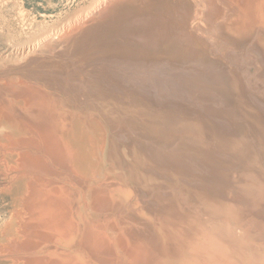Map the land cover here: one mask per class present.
<instances>
[{"label": "rangeland", "instance_id": "374dc122", "mask_svg": "<svg viewBox=\"0 0 264 264\" xmlns=\"http://www.w3.org/2000/svg\"><path fill=\"white\" fill-rule=\"evenodd\" d=\"M97 1L0 0V114L44 131L49 151L34 159L45 170L41 181L51 184L54 213L63 202L73 219L78 213L72 237L84 231L83 221L106 228L115 216L130 243L151 248L149 264H264V30L240 35L246 39L209 37L204 55L158 47L167 17L182 18L169 15L174 1L151 0L105 21H82L85 29L80 22L54 52L34 50L39 38L74 24ZM77 118L88 125L95 118L105 132L102 181L120 192L114 211L106 204L91 212L83 180L65 169L70 155H60V144ZM12 176L0 157V222L16 202ZM63 239L53 245L41 238L48 244L38 253L66 261L78 246Z\"/></svg>", "mask_w": 264, "mask_h": 264}, {"label": "bare ground", "instance_id": "6f19581e", "mask_svg": "<svg viewBox=\"0 0 264 264\" xmlns=\"http://www.w3.org/2000/svg\"><path fill=\"white\" fill-rule=\"evenodd\" d=\"M149 1L151 0H98L97 4H95L93 8H91V10H89V12H87L85 15H80V17L76 21H74L75 23L73 22L74 24L64 25L58 31L55 30L56 32L53 31L51 34H48L45 37L43 36L41 39L39 38V40L35 44V47L33 46L34 50H37V48L38 50L39 48L43 49L42 51H44V49L51 50L52 48L58 47L60 43L70 42L72 38L76 35V32L78 31V26L80 28V22L82 21L84 22L87 20L88 24L95 22L96 20L98 21V19H101L100 21H102V19L105 21L106 18H108L109 16H113V14H115L118 10L122 11L123 7V11H125L126 7L128 8L127 5L137 4L139 2L147 3ZM172 1L175 2L174 4L176 6H174L175 8L173 7L170 11L168 10L170 13L168 11L167 12L170 16L174 14L173 16L175 17L178 12L177 17L179 18L180 16V19H182L181 21H176L172 19L170 20V17H167V20L165 21L166 23L163 22L164 25H162V33L158 32L160 35L162 34V37H159L158 35V47L159 45H161V42H165L166 45H168L172 49L179 48V50H182L187 53H193V51L197 49L200 54L204 55L209 52L207 51V38L209 37L214 38V40L225 39L226 41L234 39L233 37H235L236 34H239L238 36L245 34L247 35L249 34L247 33V31L249 32V30L250 32H255L251 30L253 28H259V30H264V0H200L202 2L201 4L199 3L200 1L198 2L197 0L200 6H196V9H193L192 7V5L194 6V0ZM182 5L186 9L182 10ZM115 15H117V13ZM156 15L158 16V14ZM116 19L119 18L116 17ZM83 22L81 26L83 29H85L84 27L88 26V24L84 23L86 24L84 25ZM77 23L80 24L77 25ZM93 25H95V23ZM159 28L157 29L160 31ZM251 34L253 35V33ZM247 36L245 37L248 38L249 36ZM241 37L242 36H240V38ZM245 37L244 39H246ZM251 37L252 36L250 35L249 38ZM213 41L211 42L213 43ZM179 52L180 51H178V53ZM191 54H189V56H191ZM195 58L196 57H194V59ZM1 108L2 107H0V109ZM0 113H2V111ZM4 114L2 115L4 116ZM34 114V120L41 117V115H38L37 117L36 113ZM3 116L1 117L0 114V157L5 175L12 176L11 174H15V176L13 175L12 177H10L12 179L11 182L9 181L11 185L8 187V190H10L15 195L14 199L16 200V202L14 204L13 201L14 206L12 208L11 213L7 217L3 218V220H1L0 222V257L2 258V260H4L2 264H82L81 262H83V257H87V259L89 258V260H92L93 263L97 264H149L151 254L149 250H151V248L147 249V247H142L137 244H133L132 242L130 243V240L127 238V236H125L126 231L124 232L125 229L122 226L124 224H121L119 220L118 222L114 220L115 216H109L110 220L104 222L106 223V228L101 227L97 223L92 224L90 222V219H88L90 221H86V223L84 221L82 222L81 220L80 222H82L83 224L84 231L80 232L78 230L76 231L77 233L75 235L72 234L73 237L71 236L73 230L78 229L77 227L76 229H73L72 226L74 228L75 225L77 226V222H79L78 220L80 219V217L78 216V213H76L77 217L75 215V218L76 220H78L76 221L75 219H73L71 217V208L69 205L65 204V202L62 203L63 209L59 208V210L57 207V210L59 211H56L54 213L56 208L54 209L53 201L51 200V198L54 197L52 196L53 190L49 188L51 184H45V182H42L43 180L40 178V175H42L45 170L44 168H42L43 165H40L42 167H39L37 159H34V157L37 155L36 153L39 152L41 154H46L47 151H49V144H47L46 138L45 136H43L44 131L41 129L38 130L34 128L35 126L31 124L25 126L23 118L15 117L16 119H14L13 116V120H10V116H6L9 119ZM32 117L31 119L33 120ZM21 120H23V122ZM36 139H41V143L40 140L38 141L40 144L36 143ZM106 144L107 140L105 132L103 131V127L95 118H92L91 125H88V123H85V121L78 120L77 118L73 123L71 131L63 136V141L60 144L62 146V149H64L61 150L60 155L66 152L70 155L69 158L71 161V167L68 166L69 168L65 167V169H70V172L74 174L73 177L79 179V181L83 180L82 183L84 182L83 186L84 189H86L84 190L85 197L82 195L83 193L81 192L82 196L80 195L78 197L79 203L81 201V198L84 197L85 199H82L85 200L84 206L91 210V212H96L98 209L100 210V208L103 209L104 207L101 206L106 204H109L111 206H109V208H111L112 210L117 209L115 201L116 199H114L113 195L114 192H111L114 191V186H107L109 189L107 188L108 190H106L105 186L107 183H104L102 181V178L105 176L103 160L107 148ZM30 148L33 151L31 152V154L26 151ZM37 158L39 159V157ZM47 171L48 169L45 173H47ZM68 178L69 177H67V179ZM99 184L102 189L99 187L98 189L96 187L94 188V185L98 186ZM8 185L9 184H7V186ZM55 190L56 189H54V191ZM115 192L116 194H120L119 190H117L116 188ZM54 204L56 206H61L58 203ZM78 205L80 206V204ZM120 221H122V219ZM40 223L45 224L44 227H42L43 224L41 226ZM165 230L163 229V231ZM55 237L56 239H54ZM63 237H66L67 240L65 238L64 239L69 243L70 241H72L74 247L78 246L75 250L72 247L73 250H71L70 254L68 255L63 253V257L65 254L67 257L70 258H65L66 261H60L57 260L59 259L58 257L56 259L57 262L53 260L51 261L50 259L52 257V259H54L55 256L52 251L51 253H49L48 250L47 252L49 253V257H46L44 259L42 258V256H40V251L44 249V244H48L47 241L53 242L54 245L55 241V243H57L58 241L63 239ZM41 238H46L47 241L43 240L45 242L44 244H42ZM62 243L66 244L65 241ZM41 244L43 245V247H40L42 246ZM57 248L59 247H53V250ZM38 252H40V254ZM53 252L56 253L55 251ZM150 260L152 261V259Z\"/></svg>", "mask_w": 264, "mask_h": 264}]
</instances>
